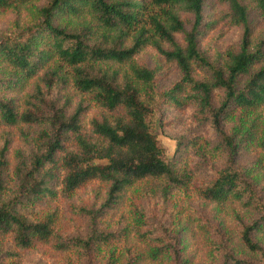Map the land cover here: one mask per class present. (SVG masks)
<instances>
[{
	"label": "trees",
	"instance_id": "trees-1",
	"mask_svg": "<svg viewBox=\"0 0 264 264\" xmlns=\"http://www.w3.org/2000/svg\"><path fill=\"white\" fill-rule=\"evenodd\" d=\"M223 1L226 18L242 34L210 60L198 43L215 24L204 21L208 0H0V14H15L0 33V242L9 239L15 249H0V260L54 236L55 214L34 216L38 202L98 183L106 186L101 206L80 209L91 217L89 232L60 242L57 250L107 254L105 264H117L116 250L104 248L134 225L106 233L95 221L119 213L138 185L144 191L188 186L191 174L175 155H165L155 130L163 105H194L226 152L225 164L195 194L212 204L239 205L248 216L237 244L220 246L219 264H264V32L254 34L246 4ZM253 1L264 21V0ZM184 13L192 17L189 29ZM147 47L180 71L167 89L157 88L155 69L136 61ZM65 89L72 96L61 93ZM90 108L96 112L85 119ZM224 121L233 123L227 132ZM25 127L34 130L33 143L25 135L29 148L11 177L6 154L12 131ZM246 147L260 153L237 166ZM134 232L146 247L127 249L125 264L160 260L171 251L148 231ZM69 245L74 249H62Z\"/></svg>",
	"mask_w": 264,
	"mask_h": 264
},
{
	"label": "rangeland",
	"instance_id": "rangeland-1",
	"mask_svg": "<svg viewBox=\"0 0 264 264\" xmlns=\"http://www.w3.org/2000/svg\"><path fill=\"white\" fill-rule=\"evenodd\" d=\"M240 1L247 5L248 22L254 34L263 33L264 21L254 1ZM225 4L223 0L206 2L204 21L213 18L215 24L199 36L198 43L201 51L210 60L223 54L241 38V28L232 25L225 16ZM211 11L213 14H209ZM182 16L186 29H189L190 23L187 21L192 19L191 15L184 13ZM14 18L15 14L10 11L0 14V33L9 29ZM177 40L181 41L182 35L178 34ZM136 61L155 69L154 80L159 90L167 89L180 76L176 64L166 60L154 47L143 49L136 56ZM61 93L68 94L69 91L65 89ZM69 94L72 96V92ZM72 98L75 99L73 103L75 104L78 99L74 96ZM195 110L194 105L179 109L163 105L158 114L155 130L165 155L168 157L175 155L177 161L191 174L192 180L189 181L188 186L144 191L143 186L138 185L132 192H128L125 204L119 213L95 221V224L101 226L106 233L121 232L120 229L127 223L129 226L134 225L133 231L128 236L120 235L117 237L118 240H114L110 246L104 248L108 249V252L111 249L116 250V255L119 257L117 264H125L127 249H133L135 252L144 251L146 246L141 241V236L134 232L135 229H139L140 232L148 231L149 235L160 239L162 245L171 250L160 260H143L137 264H219L220 246L227 244L232 247L237 244L241 220H247V213L241 210L239 205L223 203L216 205L195 194V189L211 179L226 161V152L217 147L219 139L215 129L210 121L202 122L199 113ZM95 112L93 108L88 109L85 119ZM231 125H233L232 121H224L222 127L227 132ZM2 133L0 131V149L3 145ZM33 134L34 130L27 127L22 133L18 130L12 131L11 144L6 154V172L11 177L14 175L17 162L29 148V141L24 142L25 135L31 140ZM259 153L260 150L255 147L240 149L236 157L237 166L251 163ZM9 181L12 186L13 180L10 178ZM105 193V185L92 183L72 194L60 193L52 199L45 198L38 202L33 209L34 216L48 212L55 214L54 236L48 242L18 250L16 255L1 259L0 264H89L90 260L94 264L109 262L110 258L107 254L103 257L100 255L88 257L76 252L67 253L57 250L60 242L83 237L89 232L91 217L80 209L97 210L102 204V199L105 198ZM139 214L140 222L136 224L135 218ZM121 215H125L126 223L122 221L124 216ZM9 241V239L1 241L0 249H15ZM62 249L74 248L69 245Z\"/></svg>",
	"mask_w": 264,
	"mask_h": 264
}]
</instances>
